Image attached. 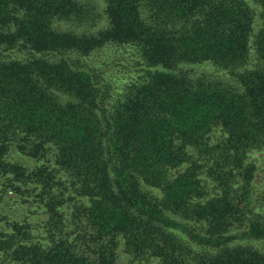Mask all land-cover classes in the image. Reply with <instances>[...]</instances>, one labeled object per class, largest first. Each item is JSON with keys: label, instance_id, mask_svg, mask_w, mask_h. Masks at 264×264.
Listing matches in <instances>:
<instances>
[{"label": "trees", "instance_id": "1", "mask_svg": "<svg viewBox=\"0 0 264 264\" xmlns=\"http://www.w3.org/2000/svg\"><path fill=\"white\" fill-rule=\"evenodd\" d=\"M104 1L107 26L77 33L54 21L85 19L79 0H0V176L22 195L43 169L5 154L12 144L31 157L52 147L86 199L74 215L96 247L90 252L63 233L35 242L14 224L0 232V264H119L117 237L130 253L183 264V235L217 248L200 264H264L261 251L230 245L264 240V213L247 203L257 170L249 152L264 145V0ZM109 43L132 46L137 58L104 68L81 60ZM206 61L237 85L190 78L181 68ZM116 64L135 74L109 99L101 73ZM213 126L222 127L214 144ZM190 149L214 155L209 198ZM52 197L45 205L55 228Z\"/></svg>", "mask_w": 264, "mask_h": 264}, {"label": "rangeland", "instance_id": "2", "mask_svg": "<svg viewBox=\"0 0 264 264\" xmlns=\"http://www.w3.org/2000/svg\"><path fill=\"white\" fill-rule=\"evenodd\" d=\"M88 9L86 18L82 21L71 19H56L54 27L60 30H73L74 32H97L104 29L108 24V18L105 11L104 0H79ZM251 6L255 9V13L259 11L258 6L250 1ZM260 25L259 16L256 14L254 23V33ZM250 51L254 53V36H251ZM22 53L20 56H24ZM137 58L134 48L126 44L109 43L100 50L94 52L87 57H81L83 62L95 68H104L106 65L114 61L127 62L132 64L133 59ZM122 64V63H121ZM186 71L190 78L202 77L210 79L216 83H224L229 86H236V80L226 70L220 69L211 62L201 63H185L181 66ZM135 73L123 67L120 64L111 66L101 73V82L107 86V97L111 99L115 94L120 92L125 82L133 78ZM103 86V85H102ZM222 127L213 126L208 132L211 137V143H217L222 137ZM191 153H195L190 149ZM195 155V154H194ZM214 155H208L205 152L194 156V159L201 164L200 176L204 177L205 183L202 182L203 192L205 195L202 199L209 198L214 193L211 176L209 172L216 167L212 165ZM5 160L18 162L25 166L28 170H34L38 166L43 169V175L38 178L39 184L32 183L36 188L25 190L22 195L12 190L7 185V181L3 176H0V232H11L14 224L24 226L32 240L35 242L48 243L51 236L60 235V233L67 234L69 239L75 240L77 245L80 243L86 246L90 252L95 251V244L93 242L85 243L88 238L85 230L81 228V220L78 219L74 213L80 201H86L79 194L74 192L69 176L55 161V150L52 147L39 157H31L22 154L14 144L4 156ZM248 160L254 161L257 166L255 177L252 181V188L248 194L247 203L248 209L264 213V145L261 149H254L249 152ZM190 162L184 163V166L189 165ZM52 171L48 174V171ZM50 182V186H47ZM148 189L149 186H146ZM43 188L45 201L49 200L56 205L60 211L56 222V227H51V217L47 210L45 201L40 202L39 191ZM45 188V189H44ZM153 190V189H152ZM158 193V190H154ZM218 191V190H215ZM52 232V233H51ZM51 235V236H50ZM180 235V234H178ZM180 256L184 259L183 264H200V255L209 252H215L217 248H208L203 244L193 242L188 236H181ZM230 245H241L257 249L264 253V240H255L249 238H239L232 241ZM115 252L119 264H169L163 261L160 256L151 253L133 254L126 250L124 240L122 237L116 238Z\"/></svg>", "mask_w": 264, "mask_h": 264}]
</instances>
